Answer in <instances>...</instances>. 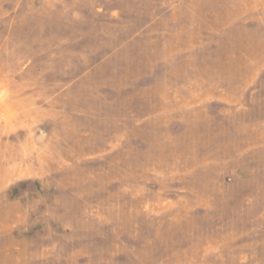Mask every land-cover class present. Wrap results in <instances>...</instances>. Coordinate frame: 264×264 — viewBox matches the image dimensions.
I'll return each instance as SVG.
<instances>
[{"label":"rangeland","instance_id":"374dc122","mask_svg":"<svg viewBox=\"0 0 264 264\" xmlns=\"http://www.w3.org/2000/svg\"><path fill=\"white\" fill-rule=\"evenodd\" d=\"M0 264H264V0H0Z\"/></svg>","mask_w":264,"mask_h":264}]
</instances>
